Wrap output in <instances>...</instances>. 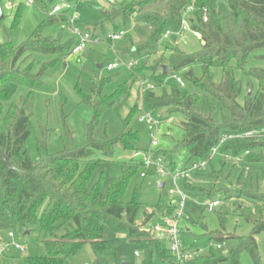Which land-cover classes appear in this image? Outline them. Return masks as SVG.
Masks as SVG:
<instances>
[{
  "label": "trees",
  "instance_id": "trees-1",
  "mask_svg": "<svg viewBox=\"0 0 264 264\" xmlns=\"http://www.w3.org/2000/svg\"><path fill=\"white\" fill-rule=\"evenodd\" d=\"M78 1L81 0H65L70 4ZM52 2L55 0H34L47 18L18 49L10 36L6 43H0V126L5 128L0 134V153L8 155L15 167L10 170L0 160V248L7 244L9 232L39 230L45 254L30 259L31 264H65L87 245L103 264L99 256L113 245L104 240L110 229L131 241L146 242L152 258L171 261L170 251L162 250L160 241L143 231L156 207L147 211L140 188L131 202L124 201L137 168L129 165L122 177L110 179L107 198L102 196L101 183L91 187L92 177L117 149L125 153L137 151L133 143L139 137L130 124L142 111L154 116L159 110H167L183 119L178 124L183 139L175 143L172 151H154L155 157L163 158L171 170L179 167L175 156L184 149L189 156L184 168L208 163L206 170L193 176L195 180L226 181L210 160L212 150L225 138L219 154H231L235 161L241 159L238 163H243L241 155L245 154L248 163L264 165V69L247 67L253 54L264 48V0L108 1V8L101 10L103 21L92 27L91 38L106 34L108 25L114 34L124 32L114 50L120 60L135 64L131 77L113 94L106 92L112 79H92L90 94L80 95L81 104L94 113L87 143L35 162L25 149L32 128V96L20 103L14 97L22 86L31 90L44 88L45 77L59 58L71 55L76 44L75 38L60 28L67 22L66 16H50L52 9L48 7ZM190 10L193 17H189V26L203 43L201 51L192 55L177 46ZM134 24L141 26L136 30V35L143 38L138 46L130 33ZM54 28L59 29L56 36L50 33ZM35 55L55 56L56 60L39 64ZM157 56L154 64L143 62V69L136 68L138 62ZM259 58L264 60V56ZM197 67L201 69L200 77L195 73ZM214 70H221L219 84ZM175 76L182 77L184 88L173 79ZM138 81L154 89L144 91L140 108V101L129 107ZM158 90H162L160 95ZM124 108L129 112L121 119V136L104 143L96 141L94 133L103 114L110 110L121 114ZM96 152L105 160H93ZM192 179L183 184L185 192L197 190ZM204 193L212 198L215 191ZM224 194L254 204L249 207L243 203L236 210L253 225V232L232 251L229 264H240L242 253H248L254 264H261L257 236L264 234V193L240 183ZM169 208L170 212L174 209L172 205ZM146 215L148 220L138 226L140 217ZM227 261L224 257L213 260V264Z\"/></svg>",
  "mask_w": 264,
  "mask_h": 264
},
{
  "label": "rangeland",
  "instance_id": "rangeland-1",
  "mask_svg": "<svg viewBox=\"0 0 264 264\" xmlns=\"http://www.w3.org/2000/svg\"><path fill=\"white\" fill-rule=\"evenodd\" d=\"M49 3L50 0H44ZM65 0H55L49 4V10ZM108 1L121 2L122 0H81L73 2L72 6L79 18L76 21L77 27L82 32H91L94 25L103 21L101 10L107 9ZM0 43H6L8 36L12 39L13 45L18 49L28 40L35 30L46 20L47 14L41 11L37 5L28 0H11L9 3L0 0ZM189 16L192 12H189ZM188 16V17H189ZM141 28L139 24H134L131 34L134 44L138 46L143 38L136 35V30ZM51 35L59 34V29L51 30ZM111 25L107 26L106 34H100L88 48L78 56H65L59 58L56 67L45 77L44 88L31 90L22 86L14 97L16 103H20L23 98L32 96L33 119L31 134L26 142L25 149L33 161H39L48 155L58 154L72 147H83L88 140V127L91 124L94 113L93 109L81 104V94L89 95L91 91L92 79L97 77L100 80L112 79V84L107 87V94L115 93L131 77L124 65L114 72H108L109 65L119 63V57L115 52L116 43L108 37L113 35ZM99 40V41H98ZM201 39L191 30L190 26L181 33L177 46L188 55L198 53L202 49ZM163 49L159 56L162 54ZM150 60L145 59L137 63V69H143V62L148 66L154 64L158 57ZM264 56V48L255 52L249 63L248 68L264 69V60L259 57ZM35 60L39 64L56 60L55 56L35 55ZM100 66H102L100 68ZM144 71H139L141 74ZM198 77L201 76V69L195 68ZM147 75L146 72L143 73ZM141 76V75H140ZM149 76V75H148ZM215 82H221V70H214ZM140 79H143L140 77ZM162 90H158L160 95ZM132 96L128 103L129 107L139 102L142 104V87L138 81L133 86ZM128 109L124 108L121 114L110 110L103 114L97 126L94 139L98 142L115 140L121 136L124 127L122 118L128 114ZM145 112H140L131 122L130 129L138 134L139 140L133 143L137 150L134 153H125L117 149L112 158L105 160L98 152L93 156V160H105L100 168L94 173L91 180V187L102 184V196H108V182L112 178L122 177L124 171L132 165L137 168V173L129 182L125 202H131L134 198L135 190H142V203L148 207V212L156 207V213L148 222V226L143 229L149 233V238L157 239L154 230L155 225L161 226L162 220L168 219L170 214L169 206L178 201V195L171 196L174 190L170 180L162 179L165 184L163 189L159 188L157 178L151 174L146 179L141 178L144 172L142 162L145 153L151 148L153 124L145 121L140 122V118L145 117ZM154 119L159 122L160 132L157 135L159 147L157 152L172 151L175 143L183 139V131L178 127L182 117L170 115L167 110H159L154 114ZM42 126L44 128H42ZM5 131L3 124L0 126V134ZM46 134V137H45ZM231 160H226L221 153L214 157L212 162L216 171L222 172L226 181H197L194 178L192 183L197 189L193 192H185L187 196V207L184 218L180 223L182 233V243L197 257L188 264H213V260L228 258L227 264L231 262L232 251L238 249L242 242L249 238L253 232V225L244 217L238 215V206L245 203L246 206L254 207L253 203L243 199L227 198L224 192L238 188L239 184H245L254 191L260 190L264 193V165L248 163L245 154H242L243 163H238L228 155ZM189 156L184 149L178 150L175 161L179 167H185ZM214 189L215 194L209 197L205 191ZM218 200L220 206L214 213H209L206 205ZM148 220L147 215L137 222L141 225ZM106 242L112 243V247L105 251L101 256L103 264H169L168 260L161 261L159 258H152L151 252L146 242L131 241L125 234H117L113 230H108L104 235ZM160 241L162 250L168 251L170 246L166 239ZM258 252L261 264H264V234L257 236ZM16 243L22 251L15 250L12 245H5L4 256H0V264H31L30 259L41 257L45 254L42 247V234L39 230L30 232L16 231ZM217 246H222L218 250ZM136 253L138 256H136ZM164 262V263H163ZM65 264H101L98 257L87 245L76 256L71 257ZM226 264V263H219ZM240 264H254L248 253L240 255Z\"/></svg>",
  "mask_w": 264,
  "mask_h": 264
},
{
  "label": "built area",
  "instance_id": "built-area-1",
  "mask_svg": "<svg viewBox=\"0 0 264 264\" xmlns=\"http://www.w3.org/2000/svg\"><path fill=\"white\" fill-rule=\"evenodd\" d=\"M8 3L11 0H5ZM30 3L34 2V0H28ZM192 12L191 10L189 11ZM50 16H66L67 22L61 24V30L65 31L68 35L75 38L76 44L72 49L71 55L78 56L81 53H83L87 48L88 45L93 41L91 38V34L88 32H82L77 27L76 21L78 20L79 16L75 13V10L72 6V4L68 2H62L58 5H55L51 12ZM189 17L185 20L183 24V32L188 28L189 25ZM182 32V33H183ZM124 32H120L119 34H113L109 36L108 38L114 42H118L122 39L124 36ZM199 38L200 36L196 34ZM99 41V40H98ZM121 65H124L129 71H131L135 64L130 63L126 64L122 60L119 59V63L109 65L106 70L108 72H114L120 68ZM181 87H185V82L183 81L182 77L175 76L173 78ZM141 87L142 91L146 90H153L154 87L149 85L145 81H141ZM146 116L143 118H140V122H151L153 124V128L151 130L152 135V141H151V148L149 151L145 153L144 160L142 162V167L144 169V172L141 173V178L146 179L148 176L153 174L156 178L159 184L161 183L162 179L167 178L170 180L173 191L171 192V196L178 195L179 200L172 203V207L174 209L170 212L168 215L169 217H166L168 219H163L162 225L158 226L155 225V227L151 228V231L154 230V234L156 235L157 239H166L169 242V251L171 256V264H188L197 257L196 254H193L189 249L185 248V246L182 243L181 237L183 230L180 227V223L185 215V210L187 207V196L185 193V190L183 188V184L190 182L193 176L201 171L206 170L208 163L207 162H201L193 164L192 166L188 168H181L178 167L176 170L169 169L167 163L163 158H157L154 155V151L157 147H159V141L157 139V135L160 132L159 129V122L154 119L153 115H150L146 113ZM248 136H252V134H249ZM227 138L222 139L219 144L212 150L210 160H212L214 157L219 155V150L221 146L226 142ZM227 160H231L229 156H225ZM241 159H237L238 162H240ZM150 171V172H149ZM164 184V183H163ZM165 185V184H164ZM220 206V203L218 200H212L210 201L206 207L208 209L209 213H214L215 210ZM7 244L6 245H12L15 250L22 251V248L19 244L16 243V233L15 232H9L7 235ZM218 250H222V246H217ZM0 256H4V248H0ZM136 256L138 254L136 253Z\"/></svg>",
  "mask_w": 264,
  "mask_h": 264
},
{
  "label": "water",
  "instance_id": "water-1",
  "mask_svg": "<svg viewBox=\"0 0 264 264\" xmlns=\"http://www.w3.org/2000/svg\"><path fill=\"white\" fill-rule=\"evenodd\" d=\"M0 15H1V19H3V15H2V12L0 11ZM102 66H100V68H101ZM169 68L168 67H166L165 68V70H168ZM0 160H2L4 163H5V165L7 166V168L8 169H10V170H15V167L13 166V164L11 163V161H10V157L8 156V155H5V154H2V153H0ZM165 187V185L163 184V183H160L159 184V188L160 189H163ZM172 205V204H171ZM25 234L26 235H29L30 234V231L29 230H27L26 232H25Z\"/></svg>",
  "mask_w": 264,
  "mask_h": 264
},
{
  "label": "crops",
  "instance_id": "crops-1",
  "mask_svg": "<svg viewBox=\"0 0 264 264\" xmlns=\"http://www.w3.org/2000/svg\"><path fill=\"white\" fill-rule=\"evenodd\" d=\"M189 15H190V14H188V16H189ZM189 17L192 18L193 16L191 15V16H189ZM168 262H169V264H171V261H170V260H168ZM163 263H164V262H163Z\"/></svg>",
  "mask_w": 264,
  "mask_h": 264
}]
</instances>
